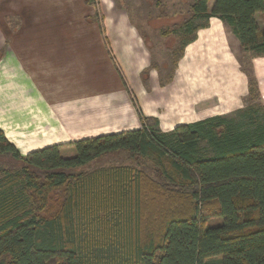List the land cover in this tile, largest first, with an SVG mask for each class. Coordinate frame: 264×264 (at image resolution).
<instances>
[{"label":"trees","instance_id":"1","mask_svg":"<svg viewBox=\"0 0 264 264\" xmlns=\"http://www.w3.org/2000/svg\"><path fill=\"white\" fill-rule=\"evenodd\" d=\"M209 1L185 0L164 72L152 55L161 87L210 17L230 26L243 53L264 55L255 19L264 0ZM245 72L243 107L170 131L143 116L124 80L141 128L26 155L0 130V264H264V106ZM108 156L129 162L91 166Z\"/></svg>","mask_w":264,"mask_h":264},{"label":"crops","instance_id":"2","mask_svg":"<svg viewBox=\"0 0 264 264\" xmlns=\"http://www.w3.org/2000/svg\"><path fill=\"white\" fill-rule=\"evenodd\" d=\"M121 4L0 0V130L21 155L141 128L127 87L161 131L243 107L248 77L228 24L210 17L161 87L145 34ZM255 19L264 29L263 15ZM250 62L264 106V55Z\"/></svg>","mask_w":264,"mask_h":264},{"label":"rangeland","instance_id":"3","mask_svg":"<svg viewBox=\"0 0 264 264\" xmlns=\"http://www.w3.org/2000/svg\"><path fill=\"white\" fill-rule=\"evenodd\" d=\"M129 12L132 20L141 29V32L145 34L147 43L151 47L153 54V60L161 70L164 72L168 65V55L176 48L177 39L172 33L173 23H180L181 14L185 10V0H119ZM214 0L208 2L209 8L213 5ZM198 23H202V20H198ZM242 64L244 71L251 72V56L248 53H243ZM252 73V72H251ZM70 149H66L69 151ZM115 160H111V157L101 159L94 162L108 164L111 162L128 163L126 159L117 156ZM8 158H0V165L6 166ZM84 234V233H83Z\"/></svg>","mask_w":264,"mask_h":264}]
</instances>
